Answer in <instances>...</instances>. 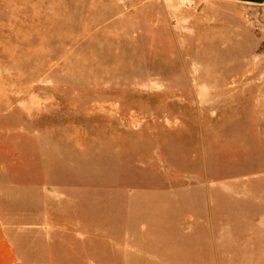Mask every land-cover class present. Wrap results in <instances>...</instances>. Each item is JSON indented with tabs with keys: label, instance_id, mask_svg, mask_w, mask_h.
I'll list each match as a JSON object with an SVG mask.
<instances>
[{
	"label": "rangeland",
	"instance_id": "obj_1",
	"mask_svg": "<svg viewBox=\"0 0 264 264\" xmlns=\"http://www.w3.org/2000/svg\"><path fill=\"white\" fill-rule=\"evenodd\" d=\"M22 175L69 229L48 264H264V3L0 0V179Z\"/></svg>",
	"mask_w": 264,
	"mask_h": 264
},
{
	"label": "crops",
	"instance_id": "obj_2",
	"mask_svg": "<svg viewBox=\"0 0 264 264\" xmlns=\"http://www.w3.org/2000/svg\"><path fill=\"white\" fill-rule=\"evenodd\" d=\"M11 151L18 153V157L14 156L6 168H31V160H26L16 147ZM64 199L61 194L57 200L55 212L58 215L63 212ZM175 206L171 204V208ZM52 211L49 210L46 177L22 175L0 179V264H48L49 232L69 231L64 224H52ZM71 229L80 239L83 227L73 224Z\"/></svg>",
	"mask_w": 264,
	"mask_h": 264
},
{
	"label": "flooded vegetation",
	"instance_id": "obj_3",
	"mask_svg": "<svg viewBox=\"0 0 264 264\" xmlns=\"http://www.w3.org/2000/svg\"><path fill=\"white\" fill-rule=\"evenodd\" d=\"M245 3H252V4H257V5H260L262 4L261 2H259L258 0H245L243 1Z\"/></svg>",
	"mask_w": 264,
	"mask_h": 264
},
{
	"label": "water",
	"instance_id": "obj_4",
	"mask_svg": "<svg viewBox=\"0 0 264 264\" xmlns=\"http://www.w3.org/2000/svg\"><path fill=\"white\" fill-rule=\"evenodd\" d=\"M241 1H245V0H241ZM259 2H261V3H264V0H258Z\"/></svg>",
	"mask_w": 264,
	"mask_h": 264
}]
</instances>
